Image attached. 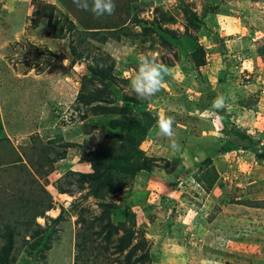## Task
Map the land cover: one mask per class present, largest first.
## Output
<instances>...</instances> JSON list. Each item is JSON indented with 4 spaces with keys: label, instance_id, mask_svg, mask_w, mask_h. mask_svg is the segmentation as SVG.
<instances>
[{
    "label": "rangeland",
    "instance_id": "374dc122",
    "mask_svg": "<svg viewBox=\"0 0 264 264\" xmlns=\"http://www.w3.org/2000/svg\"><path fill=\"white\" fill-rule=\"evenodd\" d=\"M14 1L0 0V264H264V0H115L103 17ZM152 56L168 74L138 99Z\"/></svg>",
    "mask_w": 264,
    "mask_h": 264
},
{
    "label": "clouds",
    "instance_id": "9594fccd",
    "mask_svg": "<svg viewBox=\"0 0 264 264\" xmlns=\"http://www.w3.org/2000/svg\"><path fill=\"white\" fill-rule=\"evenodd\" d=\"M73 4L86 12H91L96 17L112 15L116 9L115 0H72ZM168 69L157 62L155 56L144 57L140 60L135 75L130 80V87L138 99H148L161 91ZM225 106V98L217 97L213 102L214 109H222ZM174 119L171 117L160 118L158 121L159 133L165 137L174 136ZM173 150H179L180 145L173 141Z\"/></svg>",
    "mask_w": 264,
    "mask_h": 264
},
{
    "label": "crops",
    "instance_id": "0c3cea01",
    "mask_svg": "<svg viewBox=\"0 0 264 264\" xmlns=\"http://www.w3.org/2000/svg\"><path fill=\"white\" fill-rule=\"evenodd\" d=\"M7 2L9 3V6H12V7H15L17 6L16 5V2L14 0H7ZM60 3V1H58ZM61 7L64 8L66 5H63L62 1L60 3ZM8 6V5H7ZM15 8H18V7H15ZM14 8V9H15ZM90 23V22H89ZM97 27V26H96ZM92 28H95V26H93ZM1 48V47H0ZM1 55V54H0Z\"/></svg>",
    "mask_w": 264,
    "mask_h": 264
}]
</instances>
